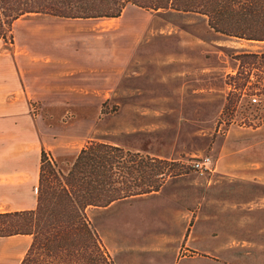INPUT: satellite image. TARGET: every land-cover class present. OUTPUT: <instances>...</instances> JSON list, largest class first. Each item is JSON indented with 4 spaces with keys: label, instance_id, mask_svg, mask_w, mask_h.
I'll list each match as a JSON object with an SVG mask.
<instances>
[{
    "label": "rangeland",
    "instance_id": "1",
    "mask_svg": "<svg viewBox=\"0 0 264 264\" xmlns=\"http://www.w3.org/2000/svg\"><path fill=\"white\" fill-rule=\"evenodd\" d=\"M157 11L106 99L32 101L30 117L40 135L56 131L48 153L64 170L89 140L173 161L178 173L157 192L87 208L115 264H264V93L254 76H237L235 59L264 42L216 33L200 14ZM202 156L205 173L192 165ZM19 239L10 246L31 237Z\"/></svg>",
    "mask_w": 264,
    "mask_h": 264
},
{
    "label": "trees",
    "instance_id": "2",
    "mask_svg": "<svg viewBox=\"0 0 264 264\" xmlns=\"http://www.w3.org/2000/svg\"><path fill=\"white\" fill-rule=\"evenodd\" d=\"M127 4L194 13L223 36L264 42V0H0V38L13 42V22L29 14L61 18L117 17ZM237 76L264 79V47L242 50ZM251 86V85H250ZM256 90V91H255ZM173 161L104 141L89 140L64 170L41 150L35 208L0 212V237L30 235L19 264H115L86 210L157 191L176 175Z\"/></svg>",
    "mask_w": 264,
    "mask_h": 264
},
{
    "label": "crops",
    "instance_id": "3",
    "mask_svg": "<svg viewBox=\"0 0 264 264\" xmlns=\"http://www.w3.org/2000/svg\"><path fill=\"white\" fill-rule=\"evenodd\" d=\"M142 9L127 4L117 17L29 14L13 22L12 43L0 38V212L35 208L41 150L56 157V131L44 127L40 135L30 117L31 102L57 106L106 99L150 21L159 16L158 11ZM122 200L104 207L110 209ZM27 236L0 237V264H16L14 256L30 243L10 244Z\"/></svg>",
    "mask_w": 264,
    "mask_h": 264
},
{
    "label": "built area",
    "instance_id": "4",
    "mask_svg": "<svg viewBox=\"0 0 264 264\" xmlns=\"http://www.w3.org/2000/svg\"><path fill=\"white\" fill-rule=\"evenodd\" d=\"M252 100L256 101V98H253ZM192 165L200 173H205L206 171L211 170L212 161L210 157L202 156L196 159L195 161H193Z\"/></svg>",
    "mask_w": 264,
    "mask_h": 264
}]
</instances>
